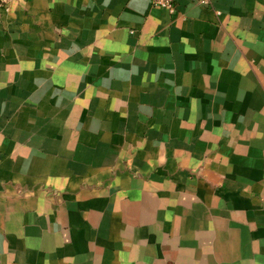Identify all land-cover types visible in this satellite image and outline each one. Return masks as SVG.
Returning <instances> with one entry per match:
<instances>
[{
    "label": "crops",
    "instance_id": "0c3cea01",
    "mask_svg": "<svg viewBox=\"0 0 264 264\" xmlns=\"http://www.w3.org/2000/svg\"><path fill=\"white\" fill-rule=\"evenodd\" d=\"M0 264H264V0L0 4Z\"/></svg>",
    "mask_w": 264,
    "mask_h": 264
},
{
    "label": "built area",
    "instance_id": "2783aa9c",
    "mask_svg": "<svg viewBox=\"0 0 264 264\" xmlns=\"http://www.w3.org/2000/svg\"><path fill=\"white\" fill-rule=\"evenodd\" d=\"M12 0H0L1 5H7ZM198 2H206L207 0H196ZM154 6L162 7L170 12H174L177 7V0H151Z\"/></svg>",
    "mask_w": 264,
    "mask_h": 264
}]
</instances>
